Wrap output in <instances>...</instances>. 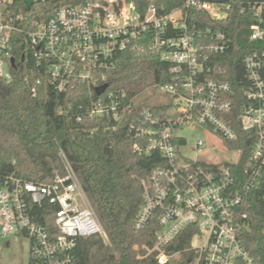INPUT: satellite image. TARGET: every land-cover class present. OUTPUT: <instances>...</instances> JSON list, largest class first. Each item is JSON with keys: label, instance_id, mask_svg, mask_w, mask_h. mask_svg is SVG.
<instances>
[{"label": "built area", "instance_id": "obj_1", "mask_svg": "<svg viewBox=\"0 0 264 264\" xmlns=\"http://www.w3.org/2000/svg\"><path fill=\"white\" fill-rule=\"evenodd\" d=\"M11 2L0 0L2 81L12 76V36L16 33L26 34L28 57L57 90L76 80L95 88L104 84L102 71L113 66L115 52L140 49L143 43L162 61L173 64L172 82L155 86L175 100L169 114L161 117L143 108L129 127L140 139L136 150L155 149L164 158V164L141 179L142 202L133 226L144 229L155 218L157 227L153 242L134 245L137 258L152 257L156 264L170 263L176 256L180 264H256L242 244L241 232L247 225L244 206L251 192L259 188L264 200V50H254L243 58L248 86L237 121L244 133L242 140L251 142L245 165L239 168L241 150L232 145L239 135L225 120L233 107L231 85L202 76L208 54L227 48L226 35L218 28L188 20L189 10L197 9L221 21L227 16V5L185 0L182 6L167 11L154 3L141 10L132 0H51L44 17L26 25L24 13L8 8ZM250 29L252 40L264 42V26L252 24ZM21 57L27 59L25 54ZM41 80L30 83L32 93ZM106 90L100 94L103 98L91 102L89 115L117 120L119 101ZM195 125L218 135L223 144L211 149L203 138H197L191 149L205 156L184 155L180 148L186 138L175 132ZM210 149L220 155L236 154L219 160ZM68 167L64 176L52 182H34L0 172V237L27 236L33 264H68L78 237L103 231L94 211L86 205L87 197L74 167ZM44 201L58 206L53 231L30 216V205ZM185 230H189V246L167 250Z\"/></svg>", "mask_w": 264, "mask_h": 264}, {"label": "trees", "instance_id": "obj_2", "mask_svg": "<svg viewBox=\"0 0 264 264\" xmlns=\"http://www.w3.org/2000/svg\"><path fill=\"white\" fill-rule=\"evenodd\" d=\"M132 1L141 10L154 3L168 11L182 6L185 0ZM210 1L227 5L225 19L215 21L197 9H190L188 20L218 28L226 35L227 48L208 54L202 76L225 80L231 85L229 97L233 107L225 120L239 135L238 142L232 145L241 150L240 168L245 165L251 142L242 140L244 133L237 121L248 86L243 58L254 50H264V42L250 38V25L264 26V0ZM49 4L51 0L29 4L26 0H12L8 8L24 13L28 25L42 19ZM12 45L16 66L10 68V80H0V172L34 182H52L66 174V163L76 167L75 174L105 237L100 234L78 237L69 252L68 264H156L152 257L138 259V250L134 248L143 241L153 242L155 218L141 230L134 228L133 220L142 202L141 179L152 168L164 164V158L155 149L136 150L135 143L140 139L130 133L129 127L143 108L161 117L169 114L171 102L146 105L135 98L145 89L172 82L173 64L162 61L144 43L140 49L115 52L113 66L102 71L103 82L108 84L106 92H112L119 101V118L114 120L89 115L91 102L104 96L96 95L95 85L76 80L63 90L52 87L28 57L25 33L14 34ZM22 54L27 56L25 61H20ZM36 78L42 79L41 84L32 93L30 83ZM57 209V204L48 201L31 204L30 216L53 231ZM244 210L248 217L241 232L242 244L256 264H264V200L259 188L251 192ZM188 231L181 232L167 250L188 247ZM29 264H33L30 255Z\"/></svg>", "mask_w": 264, "mask_h": 264}, {"label": "rangeland", "instance_id": "obj_3", "mask_svg": "<svg viewBox=\"0 0 264 264\" xmlns=\"http://www.w3.org/2000/svg\"><path fill=\"white\" fill-rule=\"evenodd\" d=\"M26 3L29 4L30 0H26ZM135 101L143 102L146 105L175 102V100L172 97H170L163 91L159 90L158 88L145 89L143 92L139 93L136 96ZM175 133L182 135L186 138V144L181 146L180 151L184 155L191 158L205 156L203 152L199 153L191 149L197 138H203L204 141L209 146V148L211 149H214L212 148L213 146H221L223 144V142L221 141L218 135H215L213 132H209L201 125H195L193 128L187 127V128L179 129L176 130ZM211 149H210L211 151L210 154L218 155L219 160H222L224 158L234 157V155L236 154V152L235 154L231 152H226L224 155H220L219 152ZM66 168L68 172V170H70L68 164H66ZM86 205L94 211L88 199L86 200ZM100 235L105 237L104 230L100 233ZM29 251H30V241L27 236L12 235L9 238L0 237V264H29ZM178 260L179 258L176 256L171 259L170 263L175 264Z\"/></svg>", "mask_w": 264, "mask_h": 264}, {"label": "water", "instance_id": "obj_4", "mask_svg": "<svg viewBox=\"0 0 264 264\" xmlns=\"http://www.w3.org/2000/svg\"><path fill=\"white\" fill-rule=\"evenodd\" d=\"M20 61H23V57H21ZM10 64H11L12 67H15V59H14V57L10 59ZM107 87H108L107 83H104V84H102L100 86H97L95 88L96 95H100ZM75 169H76V167H74V170Z\"/></svg>", "mask_w": 264, "mask_h": 264}]
</instances>
